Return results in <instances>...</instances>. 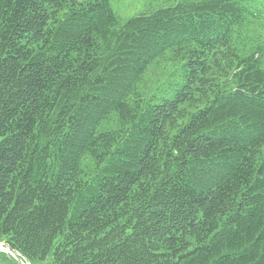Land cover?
<instances>
[{"label": "trees", "instance_id": "16d2710c", "mask_svg": "<svg viewBox=\"0 0 264 264\" xmlns=\"http://www.w3.org/2000/svg\"><path fill=\"white\" fill-rule=\"evenodd\" d=\"M3 241L30 264H264V0L122 25L111 0H0Z\"/></svg>", "mask_w": 264, "mask_h": 264}, {"label": "rangeland", "instance_id": "374dc122", "mask_svg": "<svg viewBox=\"0 0 264 264\" xmlns=\"http://www.w3.org/2000/svg\"><path fill=\"white\" fill-rule=\"evenodd\" d=\"M163 2L164 0H111L112 8L119 18V25L124 24L128 19L141 12L159 6ZM150 73L149 79L151 81H154V79L157 80L159 77L161 79L164 77L161 75L162 70L158 68L153 69Z\"/></svg>", "mask_w": 264, "mask_h": 264}, {"label": "water", "instance_id": "95a60500", "mask_svg": "<svg viewBox=\"0 0 264 264\" xmlns=\"http://www.w3.org/2000/svg\"><path fill=\"white\" fill-rule=\"evenodd\" d=\"M0 250L5 251L9 254H11L20 264H30L29 262H26L20 254H18L8 243L6 242H0Z\"/></svg>", "mask_w": 264, "mask_h": 264}]
</instances>
